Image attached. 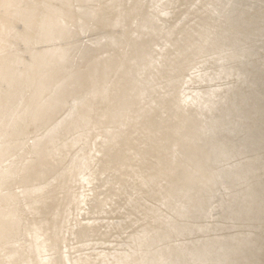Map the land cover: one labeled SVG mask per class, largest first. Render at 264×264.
Here are the masks:
<instances>
[{
    "label": "bare ground",
    "instance_id": "bare-ground-1",
    "mask_svg": "<svg viewBox=\"0 0 264 264\" xmlns=\"http://www.w3.org/2000/svg\"><path fill=\"white\" fill-rule=\"evenodd\" d=\"M0 264H264V0H0Z\"/></svg>",
    "mask_w": 264,
    "mask_h": 264
}]
</instances>
